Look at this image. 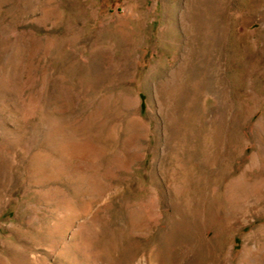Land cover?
Segmentation results:
<instances>
[{
  "label": "rangeland",
  "instance_id": "374dc122",
  "mask_svg": "<svg viewBox=\"0 0 264 264\" xmlns=\"http://www.w3.org/2000/svg\"><path fill=\"white\" fill-rule=\"evenodd\" d=\"M0 264H264V0H0Z\"/></svg>",
  "mask_w": 264,
  "mask_h": 264
}]
</instances>
